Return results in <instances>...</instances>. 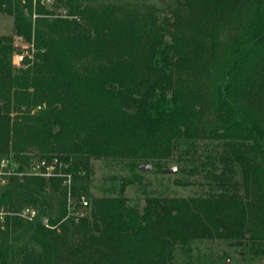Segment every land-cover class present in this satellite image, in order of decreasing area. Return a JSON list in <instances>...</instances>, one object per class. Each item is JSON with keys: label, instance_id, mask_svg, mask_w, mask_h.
Wrapping results in <instances>:
<instances>
[{"label": "trees", "instance_id": "16d2710c", "mask_svg": "<svg viewBox=\"0 0 264 264\" xmlns=\"http://www.w3.org/2000/svg\"><path fill=\"white\" fill-rule=\"evenodd\" d=\"M50 1L64 16L0 0L13 19L0 35V160L23 145L56 157L73 176V207L83 196L89 212L63 220L61 178L10 177L0 207L37 216L5 217L0 264H170L204 239L264 254V0H172L167 14L139 1ZM14 36L34 47L19 68ZM173 158L200 161L208 191L129 203L138 164ZM91 159L132 165L118 195L78 185Z\"/></svg>", "mask_w": 264, "mask_h": 264}, {"label": "rangeland", "instance_id": "374dc122", "mask_svg": "<svg viewBox=\"0 0 264 264\" xmlns=\"http://www.w3.org/2000/svg\"><path fill=\"white\" fill-rule=\"evenodd\" d=\"M35 3V0H33ZM40 4L47 5L46 7L52 12L51 17L64 16L65 11L52 6V2L47 0H39ZM112 1V0H111ZM139 1L155 5L159 11L166 13L174 6L172 0H126ZM33 3V7L35 4ZM36 15L32 16V19ZM13 19L10 16L0 13V35H12ZM16 37H13V54L11 56V65L14 68L23 67L22 63L15 64L14 53L16 52L15 45L18 43ZM19 45V44H18ZM18 51V50H17ZM25 59L32 61L30 57ZM200 147L204 144H210L208 140L199 141ZM18 157L13 152L8 154V158L15 160L17 163L35 162L38 160L40 151L36 147L23 145L18 151ZM203 160V159H201ZM179 162L177 159H168L161 165L162 168H155L151 162H141L138 164V176L136 182L125 188L124 195L129 203L142 208L144 205L145 196L155 197H195L204 195L209 189V181L204 177L200 170L199 162ZM149 164L152 167L151 171H142L140 165ZM171 167H176V172L173 174H164L162 171ZM132 165L128 161H113L111 159H91L89 161V173L87 180L78 183L79 186L85 188V191L90 197H101L103 195L116 196L124 181L131 179ZM134 168V167H133ZM79 174V173H78ZM71 178L73 176L71 175ZM73 180L71 179V186ZM67 201V200H66ZM68 205V201L66 202ZM79 210L75 209V213ZM89 212L88 207L86 210ZM74 211L66 206V215L63 220L72 217ZM69 214V216H68ZM264 264V254L253 256L241 246L231 244L226 241L217 239H204L194 241L185 248H176L173 255V260L170 264Z\"/></svg>", "mask_w": 264, "mask_h": 264}, {"label": "built area", "instance_id": "2783aa9c", "mask_svg": "<svg viewBox=\"0 0 264 264\" xmlns=\"http://www.w3.org/2000/svg\"><path fill=\"white\" fill-rule=\"evenodd\" d=\"M46 2H50L47 0ZM18 41L15 45L16 52L14 53V62L15 64H19L25 60V57L32 58L34 47L32 43L25 41L21 37H16L15 41ZM19 44V45H18ZM18 50V51H17ZM67 168V164H63L56 157L47 160L41 159L35 162H27V163H17L13 159L2 158L0 160V187L5 186L12 176H36L42 177L44 179L50 178H61L62 185L66 189V196L68 201V208L74 213H72V217L75 221H78L80 218L85 217L87 215V207L88 202L85 197L81 196L79 199V205L77 208L73 207L71 200V174L65 173L63 170ZM79 210L75 213V209ZM6 216H16L25 221H33L37 216V211L31 207H24L16 212H7L3 207H0V224L3 223ZM69 216V214H68ZM42 224L46 228H53L49 225L48 218L42 219Z\"/></svg>", "mask_w": 264, "mask_h": 264}, {"label": "water", "instance_id": "95a60500", "mask_svg": "<svg viewBox=\"0 0 264 264\" xmlns=\"http://www.w3.org/2000/svg\"><path fill=\"white\" fill-rule=\"evenodd\" d=\"M139 169L142 170V171H151L152 167L149 164H145V165H140ZM162 172L164 174H173V173L176 172V167H171V168L165 169ZM225 264H227V261L225 262Z\"/></svg>", "mask_w": 264, "mask_h": 264}]
</instances>
